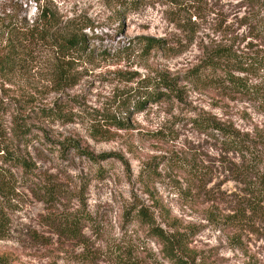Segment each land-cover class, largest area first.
<instances>
[{"label":"rangeland","instance_id":"1","mask_svg":"<svg viewBox=\"0 0 264 264\" xmlns=\"http://www.w3.org/2000/svg\"><path fill=\"white\" fill-rule=\"evenodd\" d=\"M38 1L55 13L58 38L76 35L81 44L66 52L69 85L52 70L59 49L41 41H33L23 72L11 83L0 81V95L4 85L11 96L9 110L0 116V181L8 188L0 260L177 264L166 258L151 225L136 218L143 207L155 227L188 234L186 264H264V207L251 211V196L231 179L219 138L194 121L210 118L230 126L255 141L264 156V92L259 98L221 82L184 78L221 46L264 56V35L258 30L262 5L247 0ZM11 2L22 4L13 21L34 20L33 0ZM149 38L155 47L147 46ZM233 73L264 90L263 71ZM162 80L174 84L173 92L160 86ZM38 108H60L68 118L44 120L36 116ZM113 117L124 121V128L110 124ZM15 118L31 127L25 140L12 139ZM67 140L72 145H62ZM6 145L36 163L39 179L3 159ZM44 183L55 189L52 196L37 191ZM243 208L245 216L236 225L225 219Z\"/></svg>","mask_w":264,"mask_h":264},{"label":"trees","instance_id":"2","mask_svg":"<svg viewBox=\"0 0 264 264\" xmlns=\"http://www.w3.org/2000/svg\"><path fill=\"white\" fill-rule=\"evenodd\" d=\"M252 5L261 4L263 7V14L258 19V30L260 34L264 35V0H247ZM36 10H38L36 17L31 22L23 17L21 20L13 21L12 14L14 11L22 9V4L16 2H0V33L3 36L0 38V81L2 83H11L16 75L23 72L27 65L28 59L31 55V46L33 41L50 42L59 49L60 54L53 62L52 70L59 82H67L71 77L70 65L68 62L69 50L77 49L81 44V40L76 35L68 34L64 39H59L54 29L58 25L55 13L46 6L38 5V0H33ZM147 46L155 47L154 39L149 38ZM248 70L249 68L258 69L264 72V56L252 55L240 50L233 49L232 46H221L212 50L205 55V57L197 63L193 68L188 70L184 78L191 82L207 84L220 83L225 84L229 90L240 94H248L253 96H262L264 90L257 84L252 83L246 78L234 74V69ZM163 85H160L173 92L174 84L169 81L162 80ZM3 91L0 95V116L2 112L9 110L11 106V96L8 92V87L2 86ZM155 90H158L157 88ZM161 92H157L160 96ZM170 95V94H168ZM8 99H4V97ZM156 96L155 94L151 95ZM159 98V97H158ZM261 98V97H259ZM36 116L38 118L47 120H65L66 113H63L60 108H38ZM68 118V117H67ZM198 127L215 137L219 138V142L224 148V154L227 155V171L232 180L240 182L244 185L245 193L251 196L247 201L248 207L255 212L260 206L264 207V156L261 153L257 143L251 138L245 137L243 133L238 130L218 123L210 118H203L200 120L194 119ZM110 124L116 125L119 128H124V121L116 118L108 119ZM32 134L31 127L25 125V120L15 118L13 125H11L12 139L19 141L25 140L27 135ZM72 142L67 140L62 142V145H69ZM72 145V144H71ZM74 146V145H73ZM264 146V145H263ZM264 148V147H263ZM15 149L9 146H4L3 159L10 165L20 168L21 171L27 174L28 177L38 178L40 173L37 171V165L30 158L25 157L22 153L14 151ZM90 160L97 161L98 157L88 151H82ZM231 154L232 156H229ZM102 156V155H101ZM100 156V157H101ZM225 158V159H226ZM53 188V192H54ZM36 191V190H35ZM38 192L47 195H53L52 186L49 183H44ZM8 188L5 183L0 181V235L5 230L7 211ZM245 216V208L236 210L235 213L228 215L225 219L236 225L242 221ZM136 218L148 225H151L150 231L153 236L157 237L163 246V251L169 260L177 264H186V257L189 255L188 250V234L183 231H167L161 227L153 225V217L145 208H140L136 212ZM0 264H6L0 260Z\"/></svg>","mask_w":264,"mask_h":264}]
</instances>
